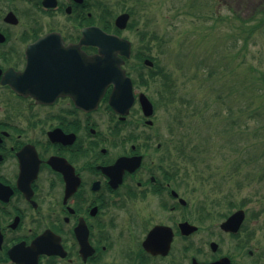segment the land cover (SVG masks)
Masks as SVG:
<instances>
[{
	"label": "flooded vegetation",
	"instance_id": "af4514ba",
	"mask_svg": "<svg viewBox=\"0 0 264 264\" xmlns=\"http://www.w3.org/2000/svg\"><path fill=\"white\" fill-rule=\"evenodd\" d=\"M154 2L0 0V264H264V209L223 206L186 175L159 34L136 27V43L118 29L122 15L129 29L153 22ZM90 28L131 44L127 115L113 85L88 105L101 78L86 69L101 56Z\"/></svg>",
	"mask_w": 264,
	"mask_h": 264
},
{
	"label": "rangeland",
	"instance_id": "374dc122",
	"mask_svg": "<svg viewBox=\"0 0 264 264\" xmlns=\"http://www.w3.org/2000/svg\"><path fill=\"white\" fill-rule=\"evenodd\" d=\"M123 1L113 0L116 13ZM149 1L161 7L154 21L140 17L124 34L136 43V27L159 34L153 53L174 94L164 120L173 125L177 109L183 111L186 175L198 192L223 206L264 209V109L255 111L264 97L248 98V85L264 77V27L248 40L239 30V19L251 27L262 18L264 0ZM232 115L240 119L225 133ZM248 175L256 181L248 182Z\"/></svg>",
	"mask_w": 264,
	"mask_h": 264
},
{
	"label": "water",
	"instance_id": "95a60500",
	"mask_svg": "<svg viewBox=\"0 0 264 264\" xmlns=\"http://www.w3.org/2000/svg\"><path fill=\"white\" fill-rule=\"evenodd\" d=\"M128 16L122 15L117 20L119 28L124 29L127 26ZM86 42L92 44L100 49V55L87 57V71L97 72L99 79H97L95 88L97 89V96L94 103H88L91 107H96L106 92L107 87L114 86L110 103L117 113L122 115L128 114L130 108L134 103L133 86L131 79L126 76L122 69L123 60L119 55L130 56V43L115 35H109L98 28L86 29ZM141 103L145 112L151 115L152 105L149 100L141 95ZM243 211L235 213L224 225L226 229H237L241 224ZM236 221V227L233 225Z\"/></svg>",
	"mask_w": 264,
	"mask_h": 264
},
{
	"label": "trees",
	"instance_id": "16d2710c",
	"mask_svg": "<svg viewBox=\"0 0 264 264\" xmlns=\"http://www.w3.org/2000/svg\"><path fill=\"white\" fill-rule=\"evenodd\" d=\"M260 14H262V18L257 20V23H255L254 26L246 27L245 25H242V24H247L249 21L248 20H242L241 21L242 24L239 25V30H240V32H244L248 35V36H246L247 40L249 39V37L252 34H254L256 31H259V29L264 27V11H261ZM260 83L262 85H257ZM248 91H249L248 98L251 101H255V102L257 101L258 102L261 98H258L257 96H259V97L263 96L264 97V77L260 78V79L257 77V78H255V80H252L251 84L248 85ZM250 106H251V104L248 105V108H250ZM262 109H264V104L257 103L255 111L260 113V112H262ZM181 112H182V110H181ZM252 115H253V113L249 114L248 117L251 118ZM237 119H240V118H234L233 115L225 119V122L227 123L226 124L227 128L224 130V131H226L225 133L232 132L233 128L237 124ZM183 128H184V126H183ZM255 132H257V131H255ZM254 135L260 136V133L254 134ZM262 136H264V135H262ZM260 178H262V176H260ZM247 179H248V182L250 180V183L253 182V180H254V178L251 179L250 175L247 176ZM257 180H259V178H257ZM260 180H262V179H260ZM254 181H256V179Z\"/></svg>",
	"mask_w": 264,
	"mask_h": 264
}]
</instances>
